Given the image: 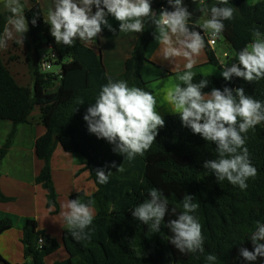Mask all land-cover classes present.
<instances>
[{"label":"trees","instance_id":"16d2710c","mask_svg":"<svg viewBox=\"0 0 264 264\" xmlns=\"http://www.w3.org/2000/svg\"><path fill=\"white\" fill-rule=\"evenodd\" d=\"M30 7H25V16L29 21L26 38V64L31 77V84H19L10 69L9 62L18 57L13 47L0 50V120L12 123V129L0 149V165L11 148L17 135V127L28 123L30 115L39 109L46 133L35 143L36 156L44 161V167L35 179V184L46 190L47 208L52 215L59 213V195L53 181L52 159L58 146L66 153L80 159L84 169L89 172L95 190L92 194L74 193L70 199L79 197L82 201L92 202L94 221L91 227L95 233L90 240L77 242L67 232L62 231L61 240L39 230L36 219H28L22 230L21 243L24 247L22 264H46L49 256L60 249L67 257L53 264H208L207 254L217 256L216 264H250L239 256V249L252 250L249 234L255 228L257 220L264 222V123L250 129L246 137V147L252 165L257 169V176L247 181L248 187L241 190L227 180L217 183L216 178L203 168L205 160L214 159L216 145L205 141L199 134H193L182 126L178 115L164 117L165 126L159 129L151 148L143 156L128 161L123 155L113 152V145L104 139H98L89 133L83 119L87 108L95 102L101 85L107 82V73L100 49L77 42L74 47L65 46L69 61L64 63L59 55L61 69L58 73H43L40 67L39 51L54 48V37L50 27L43 21V12L38 0H28ZM152 9L157 14L162 7L172 10L167 1L150 0ZM217 0H204L203 7H210ZM236 8L234 19L225 21V30L219 36L236 53L252 40V30L259 28L264 32V0L250 3L248 0H229ZM208 18L209 12H206ZM9 15L0 13V33ZM37 16L33 26L31 19ZM197 31L200 28L196 27ZM155 38V26L148 22L140 34L135 48L125 63L121 75L111 76L113 80H126L129 86L142 88L153 94L151 83L141 76V70L147 61L148 46ZM206 43V38H205ZM207 57L206 65L221 71V62L216 51L206 43L203 49ZM9 58L7 59V57ZM108 76H110L107 73ZM205 78L209 85L203 91L213 87L235 89L243 87L247 95L264 101V79L252 83L242 78L233 77L225 81L222 76L197 73L194 82ZM83 100V104L79 101ZM112 162L122 165V171L111 167ZM103 168L111 171L109 182L101 185L95 172ZM1 177V175H0ZM158 188L169 200V208L182 210L184 195H192L200 207L194 213L202 225L204 235L203 254H181L167 239L171 235L165 227L166 216L160 231L153 233L150 227L142 224L131 215V209L147 198V191ZM0 187V202L13 201ZM13 228L10 217L0 219V236ZM44 240L42 248L39 239ZM0 264H11L0 256ZM255 264H264V258Z\"/></svg>","mask_w":264,"mask_h":264},{"label":"clouds","instance_id":"9594fccd","mask_svg":"<svg viewBox=\"0 0 264 264\" xmlns=\"http://www.w3.org/2000/svg\"><path fill=\"white\" fill-rule=\"evenodd\" d=\"M196 2V0H194ZM204 0H200L203 5ZM157 14L150 0H53V6L43 15L45 24L50 25V34L57 44L74 47L77 38L80 43L93 45L103 28L115 32L108 17L119 22V32L142 33L148 22L155 26V39L159 43L158 54L164 59L174 60L183 55L188 62L183 74L177 76L174 88L166 93L167 107L171 114L178 115L182 126L193 134H199L205 141L216 145L214 159L205 160L203 168L216 178L217 183L227 180L241 190L248 187L247 181L257 176L246 145L247 133L255 126L264 123V101L247 95L243 87L235 89L213 87L205 92L209 80L202 78L194 82L196 73L192 71L196 59L205 48V35L211 30L213 36H220L225 30V21L234 19L236 8L229 0H217L210 9L198 6L202 13L210 16L196 30L183 0H167ZM8 11L3 32L0 33V50H6L9 41L23 44L29 21L25 16V3L22 0H4ZM95 9V10H94ZM37 24V16L31 19ZM252 40L236 53V62L231 66L222 65L220 75L225 81L233 77L252 83L264 79V32L255 28ZM103 39V37H100ZM107 82L101 85L95 102L83 116L89 133L98 139L112 144L113 152L123 155L128 161L143 156L156 140L159 129L165 126V119L157 111V96L142 88L129 86L126 80H113L105 74ZM84 101H79L83 104ZM111 167L122 171V165L112 162ZM112 172L103 168L95 172L99 184L109 182ZM192 195H184L182 210L169 208L168 198L155 187L147 191V198L131 209L133 218L150 227L153 233L160 231L166 216L165 227L171 235L169 242L179 253L203 254L204 235L202 225L194 215L200 207ZM92 202H84L79 197L70 199L61 213L67 232L77 242L90 240L95 233L91 227L94 221ZM252 250L239 249V256L255 264L264 258V222L257 220L249 234ZM41 245L43 240L41 239ZM208 264H216L217 256L207 254Z\"/></svg>","mask_w":264,"mask_h":264},{"label":"crops","instance_id":"0c3cea01","mask_svg":"<svg viewBox=\"0 0 264 264\" xmlns=\"http://www.w3.org/2000/svg\"><path fill=\"white\" fill-rule=\"evenodd\" d=\"M22 1L25 2L26 0ZM38 2L41 5L43 14H45L44 11L46 12L49 7L53 6V0H38ZM25 3L27 5H25V7H30L29 2ZM183 3L187 6L189 12L192 13V23L198 27V23L194 20L195 17H197L198 11L194 9L196 6L200 5V0H196V2H194V0H183ZM108 19L109 22L112 24L113 28L116 29V31L112 32L109 31L106 27L103 28L102 32L96 38V42L93 45L88 46L94 49H100L103 58V63L105 65L107 73L110 76H118L124 72L125 63L127 59L130 58L141 33L119 32V22L111 16H109ZM48 26L50 27V25ZM200 30L203 32L202 29ZM100 37H103V39H100ZM222 42V38L219 37L218 44ZM11 44L15 45L16 43L15 41H11L10 44H8L7 49L12 46ZM216 46L213 47L215 51ZM159 47V43L154 38V40L148 46L146 52L147 61L145 62L141 70V76L146 82L151 83L153 95H156L158 100L157 111L164 118L166 116L173 115L167 107L166 93L172 88H174L177 83H180L177 80V76L183 74V72L186 70L185 65L188 60L183 55L176 56L173 62L170 59L166 60L158 54ZM226 55L229 59V55ZM195 59L196 64L194 65L192 71H194L196 74H210V72L205 73L206 68L204 67L208 65H206L207 57L205 55L204 50H202L200 54L195 57ZM218 59L221 62V65H224L220 58ZM213 75L221 76L220 72H217V74ZM1 121L0 129L2 132L0 133V149L2 148V145L6 140L7 134L9 133L12 127L11 122ZM22 125H26L24 128L28 131L27 134H31L33 136L30 149L17 148L12 143L11 148L9 149L8 153L6 154L0 165L1 190L6 196L14 198V200L11 202H0V219L4 217H10L13 220V228L8 232L4 233L2 236H0V243L1 240L5 238V236L10 237L12 233L17 230L19 232L20 237L21 253L23 252V247L21 243L22 230L28 219H36L39 230H44L47 234H49L47 232L49 230H46L45 228L42 229L39 226V207L43 206L41 205L40 200L42 198L44 205H46L47 207V192L41 186L35 184L36 177L40 174L41 170L44 167V161L40 160L36 156L35 143L39 137L46 133V128L43 125L42 115L39 109H35L30 115L28 123ZM26 138L28 139L29 137ZM57 150L58 149L56 148L55 152ZM61 150L63 152L61 153L62 156L68 158L67 163L63 165L61 164V168H59L60 164L56 165L55 154L53 155L52 159L53 181L57 189V193H59V188L63 189L68 197L78 192H84L86 195H90L91 193H93L95 190V186L93 181L89 178V172L83 170L80 175L76 176L77 171H79L80 169H84L85 165H83L82 162L80 163V159L78 157L74 156L73 154L66 153L63 148ZM15 152L23 154L24 156L26 155V157L30 159V178H23L22 176H17L15 174L10 173L8 169L3 168L4 162L8 158L10 159V157H12ZM48 211L50 210L48 209ZM0 256L5 258V260H8L6 256L2 254ZM64 259L65 257L61 258V260ZM11 264H17V262H11Z\"/></svg>","mask_w":264,"mask_h":264},{"label":"rangeland","instance_id":"374dc122","mask_svg":"<svg viewBox=\"0 0 264 264\" xmlns=\"http://www.w3.org/2000/svg\"><path fill=\"white\" fill-rule=\"evenodd\" d=\"M248 1L253 2V3H257L260 0H248ZM25 2H29V1L26 0ZM25 2L22 1V3H25ZM3 4H4V0H0V13L7 11L4 8ZM25 5H26V3H25ZM194 10L198 11L197 17H195L194 20L198 23V25L203 24V22L206 19H208L207 13L206 12L202 13L201 11H199L198 6H196ZM46 12L44 11V13H46ZM210 33H211V30H208L207 34H210ZM24 35H25V39H24L23 44H17V48L13 47V45L11 44L12 45L11 47H13V50H14L11 56L15 55V57H18V59H16V61L9 62V65H10V69H11L12 73L14 74L17 82L23 86H26V85L31 84V77H30V74L28 71V67L26 64V56H25L26 52L28 51V48L26 47V38L28 37V32L25 33ZM10 42L11 41H9V44H10ZM54 42H55V39H54ZM215 48H216V54H217L218 58H220V60L222 61V63L224 65H227L230 67L232 60L235 57L234 51L230 47V45L222 42V43L218 44ZM52 50L56 51L59 55H61L64 63L69 61L65 47L62 44H57L56 42H55L54 48L48 47V48H45L43 50H40L39 56H42L43 54H47V53L51 52ZM5 51L6 50H4V52ZM225 53L229 55V59L227 58V56L224 55ZM8 58H9V56L7 57V59ZM204 68H206L205 73L210 72V74H217V72H218V71L214 70V67H212V66H206ZM204 68H201V69H204ZM60 69H61V66L59 64H55L54 67L52 68V70H50V72L51 73H58L60 71ZM3 123H8V122H3ZM25 126L26 125H19L17 127V135L13 139L12 143L17 148L30 149L33 136L31 134H29V135L27 134L28 131L24 128ZM11 129H12V127H11ZM1 132L2 131L0 129V133ZM26 137H29V138L27 139ZM57 149H58L57 151H59V152L56 151L54 153L55 157H56V165L60 164L59 168H61V164L62 165L66 164L68 158H66L65 156H62L61 153H63V152L61 150L62 149L61 146H58ZM3 168L8 169L10 171V173L15 174L17 176H22L23 178H30V176H31L30 159L28 157H26V155L24 156L23 154H19L17 152H15L14 155L12 157H10V159L8 158L4 162ZM59 193H58V195H59V207H60V209H59V213L57 215H52L50 213V211H48L46 205H44L43 200L41 198L40 203L43 206L39 207V210H40L39 226L42 229L45 228L46 230H49V231H47L49 233L48 235L51 236L52 238L60 241L61 236H62L61 235L62 231L66 227V224L64 223V220H63L61 213L63 211H66V209L63 207V205H65L67 203V201L69 200V197L67 196V194H65V191L63 189L59 188ZM20 247H21V244H20L19 232L17 230H15L14 233H12V235L10 237L5 236V238L3 240H1L0 255L2 254L4 256H6L8 258V260L7 259L6 260L10 263L11 262L12 263L17 262V264H22L25 261L23 244H22V247H23L22 253L20 251ZM62 257L66 258V254H65V251L63 249H61L60 251L55 252L54 254L49 256L46 260V264H53L54 261H61Z\"/></svg>","mask_w":264,"mask_h":264},{"label":"built area","instance_id":"2783aa9c","mask_svg":"<svg viewBox=\"0 0 264 264\" xmlns=\"http://www.w3.org/2000/svg\"><path fill=\"white\" fill-rule=\"evenodd\" d=\"M158 1L159 2H165L167 0H158ZM201 34L203 35L202 31H201ZM205 38H206V43L209 46H211L212 48L219 43V36H213L212 32L210 34H206ZM225 56H227V55L225 54ZM58 59H59V54L54 50H52L51 52H49L47 54H43L40 57L41 71L43 73H49L50 70H52V68L54 67L56 61H58ZM41 239H39V247L40 248H42L44 245V243H43V245H41V241H40ZM43 242H44V240H43Z\"/></svg>","mask_w":264,"mask_h":264}]
</instances>
